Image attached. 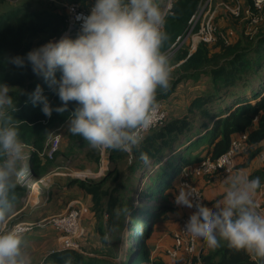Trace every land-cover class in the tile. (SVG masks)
Here are the masks:
<instances>
[{"label": "trees", "instance_id": "obj_1", "mask_svg": "<svg viewBox=\"0 0 264 264\" xmlns=\"http://www.w3.org/2000/svg\"><path fill=\"white\" fill-rule=\"evenodd\" d=\"M95 2L0 0V83L10 87L9 94L13 97L16 111L9 109V114L19 120V138L24 144L42 148L41 142L46 136L67 123L75 104L69 105V112L60 114L54 111L51 117L45 116L41 111L42 105L34 106L28 93L41 85L53 107L62 106L59 97L48 88L42 77L33 73L30 64L19 68L8 63V58L26 56L34 48L59 38L67 28L65 5L76 4L89 9ZM200 2L172 0L164 24L168 40L162 52L166 55L175 50L178 38L186 35L190 19ZM244 7L252 9L250 0H245ZM244 28L243 35L236 39L228 38V42L218 40L212 45L201 42L193 52L182 44L174 51L172 60L177 66L171 72L170 88L157 96L168 114L165 101L170 103V98L183 81L207 77L208 82L191 96L187 114L167 117L163 125L145 133L138 149L130 153L107 150L108 169L103 177L68 178V187L77 186L90 198L91 228L97 236V243L80 242L81 250L53 249L43 257L41 264H166L164 260L152 257L147 243L158 232V225L174 220L170 215L176 212L177 205L172 193L180 183L178 175L181 169L190 164V160H216L242 134H246L247 139L235 156V167L239 157L244 158L245 166L264 151V21L257 28V31L261 28L259 33L256 32L257 36L247 34V22ZM201 130L206 131L204 135L199 132ZM69 135L75 136L70 132ZM195 136L197 138L193 140ZM202 138H208L206 145L200 143ZM195 150L198 151L196 154ZM141 152L148 154V163L141 160ZM55 158L56 155L53 159L45 155L47 161ZM84 159L99 170L102 160L99 150H88ZM41 166L39 156L33 153L27 166L28 186L18 184L14 202L19 204L27 195L31 179L45 175ZM263 174L264 168L251 178ZM223 176L228 175L219 171L194 182L203 191L198 184L200 180H218ZM143 177L148 181L145 182L146 192L142 194L155 202V206L137 207L131 199L135 183ZM183 215L186 213L181 217ZM124 227L129 231L126 243L120 240ZM113 239H118L117 250ZM200 257L204 264H264V259L231 248L225 241L215 249L205 243Z\"/></svg>", "mask_w": 264, "mask_h": 264}, {"label": "clouds", "instance_id": "obj_2", "mask_svg": "<svg viewBox=\"0 0 264 264\" xmlns=\"http://www.w3.org/2000/svg\"><path fill=\"white\" fill-rule=\"evenodd\" d=\"M76 20L82 21L76 38L63 35L26 56L9 57L8 63L19 68L30 64L59 97L62 106L53 107L41 85L28 93L45 116L69 112L74 103L67 120L72 135L99 151L130 153L155 124L158 94L170 88L173 68L162 52L168 40L165 14L158 0H96L90 14H78ZM9 93L10 87L0 83V264H32L22 233L8 227L18 182L28 174L19 120L9 114V109L16 111ZM140 158L149 162L145 152ZM228 171L224 196L211 206L193 186L176 184L175 205L195 209L184 229L209 248L225 241L264 259V213L255 201L261 180Z\"/></svg>", "mask_w": 264, "mask_h": 264}, {"label": "built area", "instance_id": "obj_3", "mask_svg": "<svg viewBox=\"0 0 264 264\" xmlns=\"http://www.w3.org/2000/svg\"><path fill=\"white\" fill-rule=\"evenodd\" d=\"M232 1L233 2L230 3L221 0L217 3L215 0H201L197 12L190 19L189 29L186 35L183 38L179 37L177 43L179 44V42L181 41H188L190 43V48H192V51H194L197 48V45L201 42L208 45H212L218 40L228 42L227 35L222 32V30L217 25V16L219 13L218 11L220 10L225 11L235 18L246 21L247 34L251 36L256 34L258 26L264 21V0H250V2L252 3V9H247L244 7L245 0ZM171 5L172 0H168L167 7L164 11L165 17L168 11H170ZM65 7L67 15V28L61 36H77L80 31L82 21L76 20V16L78 14L87 16L88 14H90L92 7H90L89 9H82L76 4H67L65 5ZM60 37L53 40H59ZM167 117L168 113L161 105L156 117L155 124L149 130L163 125L167 120ZM145 133L143 135H145ZM246 139V134H242L235 138L231 143L230 149L225 154L218 157L216 160L204 158L200 162L184 166L180 173V183H187L193 186L198 192L200 198L205 203L203 191L198 187L197 184H195L194 180L197 178L212 176L219 171H222L223 173L228 175V170H231L232 174L235 170V156L239 151L242 150ZM60 143L61 138L59 135L53 138L49 147V151L46 153L49 159L54 158L59 149ZM100 156L102 158V162L97 172H94L92 174H76L74 178L103 177L108 169V162L107 164L103 163V157L105 156L107 161V150L100 151ZM24 185L28 186V182H25V180L23 181L22 186ZM255 201L258 205L257 210L261 213H264V191L259 192V194L255 196ZM76 204H79V202H73L63 213L54 214L48 218L38 221H19L12 226L8 225V227H14L18 229L22 234H26L32 232L36 228H46L47 226H49L62 235V248L81 250L80 242L83 239L85 228L83 226L82 211L79 208L74 207ZM186 209L188 210V213L179 218L177 230L173 234V245L168 250L167 255L176 264H204L200 257V253L202 250V248H200V245L204 247L206 242L185 231L184 225L189 219L192 212L195 211V209H189L187 207Z\"/></svg>", "mask_w": 264, "mask_h": 264}, {"label": "rangeland", "instance_id": "obj_4", "mask_svg": "<svg viewBox=\"0 0 264 264\" xmlns=\"http://www.w3.org/2000/svg\"><path fill=\"white\" fill-rule=\"evenodd\" d=\"M44 1H46V0H44ZM220 1L221 0H216L217 3ZM222 1H227V2L232 3L230 0H222ZM158 2L160 3L161 9L164 12L166 7H167L168 0H159ZM218 12L219 13H218V18H217V25L222 30V32H224L227 35V37L229 39H236L238 36H241L245 33V28L243 26H244V24H246V21L233 18L231 15H229L228 13H226L223 10H220ZM259 29H261V28H259ZM259 29H258V31H260ZM258 33H256L255 36H257ZM232 34H234V36ZM182 44L189 46V48H190V45H189L190 43L188 41H185V42L181 41L176 46L175 50H177V48L179 46H181ZM174 51L169 52L167 54V56L169 57V60H170V64H171L173 69H175V67H176V65L174 64V62L172 60V56H173ZM190 51H192V48H190ZM201 78H202L201 82L198 83V85H199L198 88H200V86L202 88V86H204V82H207L206 77H201ZM187 81H183L177 87V90L175 91L174 95L170 98L171 99L170 104L168 103V101H165V103L168 104L169 106H171V108L173 109V113L172 114L169 113L168 118L169 117L170 118L182 117L183 115L188 113L186 111L188 110V106L191 103L190 98H191V96H194V95H191V93L187 95V92L189 93V91H190L189 89L196 88L195 86L197 85L196 82H198V80L188 79ZM201 88L198 89L197 91H201L202 90ZM183 95L185 96L184 98H183ZM186 107H187V109H186ZM199 132H201L202 135H204L206 131L201 130ZM58 135L61 138V143H60L59 149H58L59 152L57 151L56 158L53 161H47L45 159V155L49 151V147H50V144H51L53 138H55ZM196 138L197 137L195 136L193 138V140H195ZM207 142H208V138H205V139L202 138L200 141V143H202L204 145H206ZM41 143H42V148H37L35 146H32L31 144H29V145L25 144V146H26L25 152H26L27 159L25 160L24 165L27 169H28V167H27L28 161L30 160L32 154L35 153L40 158V161L42 164V166H41L42 170H47L53 164L54 166H58V169H56L55 173H61V174H63L64 177L70 176V177L74 178L76 174H81V173H91L92 174V173H94V171L90 170V168H89V170L85 169V166L83 164V162H85L84 154L88 150H92V147L81 136L77 137V135H75L73 137H70L68 127H67V123L56 128V129H54L51 133H49L46 136V139L43 140ZM182 150L183 149H181V151ZM197 152L198 151L195 150L194 153L196 154ZM103 158H104L103 163L107 164L106 156ZM189 163L191 164V160ZM90 167L92 168V164L90 165ZM180 173H181V171L179 172V175H178L179 179H180ZM43 177L44 176L35 177V179H31V182L29 185V192H28L27 196H25V198H23V199H26V200H28L29 198L31 199L32 192H34L35 189H38V186L42 185V182L44 179ZM82 178H84V177H81V179ZM22 179H24L25 182H28V180H29L28 174H27V176H25ZM22 179L18 182V184L21 186L23 184ZM140 181H141V183H140ZM146 181H148L147 178L143 177V180H139L138 182H136L135 183V189L130 194L132 201L134 202L135 206H137V207H140V205H145V206H149V207L156 205L155 202L150 201L149 199H147L146 197L143 196V194H145V192H146V186H145ZM23 199H21V201ZM207 205L211 206L212 203H208ZM18 206H19V204L17 202H14L13 209L17 208ZM13 219H15V218H12L11 220H9V222L12 221ZM83 226L85 228V230H84L85 233L83 235V239L81 242H84L86 244L88 242L96 244L97 243V236L94 233V230H92V228L87 224L84 225V223H83ZM54 231L55 230L51 229L49 226H47L46 228H36L32 232H30V235H28L29 237L26 238V239H29V242H27V240L25 239L26 250L28 251L30 256H33V259H32L33 264H41L43 257L46 254H48L51 250L57 248V246H58L57 235L59 237H62V235L55 231L57 233V235H56ZM128 232H129L128 227H124L122 235L120 236V240H122L123 242L125 241V243L127 241L125 238H127ZM26 234H29V233H26ZM22 235H23V237L24 236L27 237L25 234H22ZM150 241L147 243V245L150 247L151 252H152L153 246L150 244ZM113 242H114L115 250H117L116 248H117L118 239H113ZM61 243H62V240H61Z\"/></svg>", "mask_w": 264, "mask_h": 264}, {"label": "crops", "instance_id": "obj_5", "mask_svg": "<svg viewBox=\"0 0 264 264\" xmlns=\"http://www.w3.org/2000/svg\"><path fill=\"white\" fill-rule=\"evenodd\" d=\"M232 35L234 36V34ZM201 79H199L198 82H196L197 83V85L195 86L196 88L189 89L190 91L189 93L187 92V95L190 93L191 95H195L197 90L201 88V86L200 88H198L199 86L198 83L201 82ZM206 79L208 82L209 78L206 77ZM203 87L204 86H202V88ZM184 97L185 96L183 95V98ZM169 101L171 102V99ZM166 108L169 111V113L173 112V109L168 104H166ZM195 163H197V161L191 162V164H195ZM243 163L245 164L246 161H244L243 157L241 158L239 157L236 161V167L232 174L235 175L240 171H243L245 174L249 176L250 179H252L251 176L253 174L259 172L262 168H264V151L259 153L245 166H243ZM83 164L85 166V169L87 170H89V168L94 172L98 170L94 165H92L91 168L90 167L91 163L87 159H85V162H83ZM240 164H242V166H240ZM56 169H58V166H54L52 164L51 167L45 170V175L43 177L44 179L42 185L38 186V189H35L34 192H32L31 199L30 198L28 200L23 199L22 200L23 202L21 201L19 203V206L12 210L9 220H11L12 218L15 219L10 221L8 225L19 219H21L20 221H38L48 218L54 214L63 213L68 209V207L73 202L78 201L79 204H76L74 207H77L82 211L84 225L87 224L90 227H92L93 214L90 210L89 196L83 190L79 189L77 186L68 187L67 181L70 176L64 177L63 174L61 173H55ZM226 177L227 176H223L221 179L218 180L217 179L208 180V181L200 180L198 184L203 188L206 204L208 203L213 204L216 202V200L223 198L226 189V184H225ZM258 177H260L261 180V188L257 191L256 196L259 194V192L264 191V174L262 176L259 175ZM176 207H177L176 212L170 215V218H173L174 220L158 225L159 227V229H157L158 232L151 238L150 241V244L153 246V250L151 252L152 257L160 258L164 260L166 264H175V262L172 259H170L166 254L173 245V234L177 230L179 217H181V215L184 213L186 214L188 213L186 207H182V206H176ZM55 234L57 235L56 232ZM25 235L27 237L24 236V240L29 237L28 235H30V233ZM57 238H58L57 248H62L61 239H60L61 237L57 235ZM26 240L27 242H29V239ZM200 248H203V246L200 245ZM31 257L33 259V256Z\"/></svg>", "mask_w": 264, "mask_h": 264}]
</instances>
